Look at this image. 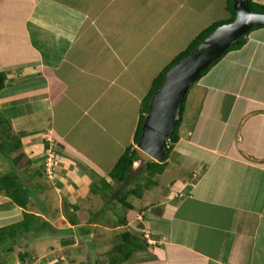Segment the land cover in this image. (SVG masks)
I'll list each match as a JSON object with an SVG mask.
<instances>
[{
    "label": "crops",
    "instance_id": "1",
    "mask_svg": "<svg viewBox=\"0 0 264 264\" xmlns=\"http://www.w3.org/2000/svg\"><path fill=\"white\" fill-rule=\"evenodd\" d=\"M230 17L227 0H0V138H13L1 153L27 160L18 178L29 191L20 206L0 184V213L21 209L50 226L23 232L28 243L68 235L39 264H84L98 222L87 214L90 190L96 181L115 189L109 171L133 142L153 79L200 31ZM244 38L190 86L163 180L128 193L126 211L113 195L112 211L100 207L112 218L96 228L110 236L96 247L100 264H264V26ZM51 180L54 198L40 200L34 192ZM120 231L149 246L121 257L122 232L111 237Z\"/></svg>",
    "mask_w": 264,
    "mask_h": 264
},
{
    "label": "water",
    "instance_id": "2",
    "mask_svg": "<svg viewBox=\"0 0 264 264\" xmlns=\"http://www.w3.org/2000/svg\"><path fill=\"white\" fill-rule=\"evenodd\" d=\"M234 18L217 26L188 55L170 66L153 92L136 148L154 160L161 159L176 122L184 94L200 71L254 25H264V12L252 11L248 0H233Z\"/></svg>",
    "mask_w": 264,
    "mask_h": 264
},
{
    "label": "rangeland",
    "instance_id": "3",
    "mask_svg": "<svg viewBox=\"0 0 264 264\" xmlns=\"http://www.w3.org/2000/svg\"><path fill=\"white\" fill-rule=\"evenodd\" d=\"M252 8L253 9H257L253 5H252ZM193 84H191L190 86H192ZM187 101L188 100L184 99V102H183L184 106H183V110H182V119H183L184 110H185L184 107H185ZM123 115L124 116H123V118L121 116V119L124 120V121L128 120V118L126 117V114L124 113ZM3 130L4 129L1 127V124H0V131L3 132ZM12 139H10L9 141H6L5 139H4V141H1L2 139L0 138V141H1L0 142V146H3L2 150H6V149L9 150L8 144L11 143ZM7 142H10V143H7ZM131 147L132 148H134V147L136 148V144L134 142H132L131 143ZM2 150H0V176L5 175L7 173L12 175L13 174L12 171H13V168H14V171L16 172L15 174L17 176H19L20 178L24 179L26 177V174L28 173V170H26V166H24V162H26L27 160L24 159L22 157V155H20L17 158H14V157L6 158L7 157V156H5L6 154L3 155L1 153ZM137 150L139 152L138 153L139 154V159L134 161L133 166H132V171L140 169L141 171L143 170V172H144L143 166H144L145 163L159 162L158 160L152 159L150 156H148L143 151H141L139 149H137ZM7 151H5V152H7ZM114 151H115V148H114ZM9 153H11V151ZM46 160H45V165H44L45 167H46ZM46 171L48 172L47 169H46ZM171 173H172V171H168L167 173L165 172L164 173L165 177L167 176L168 179H170L169 176H170ZM47 174L50 175V176L53 175L51 172L47 173ZM16 175H14V176H16ZM148 177L150 179H152V183L148 182V180H149ZM161 178H163V177L159 176V174L149 173L148 176H146V178H144V176H141V178L136 177V179L135 178L129 179L130 183H128L126 185H124L120 181L113 182L112 180H109V182L113 183V187L115 188L111 192H109L108 188L104 186L105 185L104 182H97L96 181L93 184L94 188L96 187L97 190L96 191L90 190L89 197H88L89 200H91L93 202V205L90 206L86 210H88L87 214H88L89 218L91 216H93V217L95 216V218L98 219V222H95L96 227H95V230L93 231V235H92V238H93V241L95 242V245H94V243H91V246H92L91 252H89L90 254H88L87 257L84 256L85 258H83V261H82L84 264H86V263L87 264H100L99 263L100 262V257H99L100 255H98V254L101 251L98 250V248H96V247H100V246L107 247V245H109L108 243H109V240H110V236H109V238L107 236H102V237L99 236V237H97V233H96L97 229L96 228L100 224L101 225H111V221H112L111 211L115 207L114 205L111 206V204H110L111 202L109 201V200H111L112 195L114 196V198H116L118 201H120V199H118V198H120L123 195H124V197H126L128 190L134 189L136 191L138 190V191L144 192L146 187H152V189H154L155 186L158 184V181L159 180H163ZM28 183H29L28 185L32 184L30 182H28ZM54 185H55V182L53 180H51V183L49 185L43 184L41 182L40 183V188L41 189L39 190L38 194H36V192H34V195L39 197V198H41L40 200H42V198H44L45 195L54 198L53 193H52L53 190L49 191V188H48V186L53 188ZM117 189L119 190V192H118L119 195L117 194V191L115 192V190H117ZM54 192H59V191H54ZM6 196H8V195H6ZM56 196H57L58 203H59L61 201V196H58L57 193H56ZM134 198H137V197L131 195L129 197V200H131V202H135L136 206L140 205L142 203V200H138V199H134ZM127 199H128V197H126V200ZM56 203H57V200H56ZM120 203L117 204V210L122 209V207H123L122 204H120ZM102 205L105 206L106 210L109 209L111 211L107 212L105 216L100 217L99 209H100V207ZM6 209H7V207H5V210ZM76 209H77V207H75L74 205H67V204H65L64 207L63 206L61 207V211L63 210L65 212V214H66V212H68L70 214L71 213L75 214V210ZM123 209H124V211H126L125 206H124ZM7 210H8L7 213H9L7 216L3 215V211L0 213V228L3 227V226L8 225L11 221H17V220H20V219L23 218V215H21L22 214L21 209H18L20 211H15V210L9 209V208ZM58 210H59V208H58ZM108 215H110V217H108ZM67 220L70 222L68 217H67ZM121 232L122 231H120L118 233H114V234L112 233L111 237L114 238V237L120 235ZM106 233H108V234L110 233L111 234V232H108V231H106ZM21 234H22V232L19 233V237H16L14 239L15 241L13 240V238L9 237L7 242H5V243L3 242L4 245L3 244L0 245V246H3L2 250L4 249L3 252L0 253V264H39L40 261H41V258H43V255L46 257L45 254H47L48 252L53 251L54 249L61 250V248L63 247L62 245H60L61 242H62V239H65V237H68V235H63V236L59 235L60 238L59 239L57 238V241H53V239H52L49 242H46L47 241L46 240L45 244L40 245V244L37 243V241H38L37 238L34 241H32L31 243H28L29 241L28 242L26 241L28 235H26V234L25 235H21ZM32 234H34V233L32 232ZM147 234H148V232H147ZM46 243L47 244L50 243V245L52 244L51 246H53V248H51V249H49V247L47 248L46 247L47 246ZM96 243H97V245H96ZM31 246H33V247H31ZM5 248H10V249H5ZM114 250H112V251H114ZM27 251H29V253ZM114 253L117 254V252H114ZM116 254H113V255L111 254L112 256H114V257H112V256L111 257L115 258ZM105 258L107 260V255L105 256ZM101 259L104 260V256L101 257Z\"/></svg>",
    "mask_w": 264,
    "mask_h": 264
},
{
    "label": "trees",
    "instance_id": "4",
    "mask_svg": "<svg viewBox=\"0 0 264 264\" xmlns=\"http://www.w3.org/2000/svg\"><path fill=\"white\" fill-rule=\"evenodd\" d=\"M232 4H233V0H227V7L231 12L230 19H228L226 21L214 22V23L210 24L209 26H207L206 28H204L202 31H200L190 41V43L186 46V48L184 50H182L178 55H176L173 58V60H171L166 66H164V68L155 76L149 90L147 91L146 95L141 100V106L139 109V118L137 121L136 129H135V133H134V138H133V142L135 144H136V142L139 138V135L141 133V126H142L144 117L148 111V106H149V101L151 99V96H152L153 92L161 84L166 70L170 66L175 64L178 60H180L181 58L188 55L190 53V51L195 46H197L201 40H203L205 37H207L217 26H219L220 24L232 21L234 18V11L232 8ZM248 4H249V7L252 11L264 12V5L254 3L251 0H248ZM252 5L257 9H253ZM258 26H264V25H254L248 30V32L251 29L258 27ZM244 41H245V38L243 35L240 38H238L236 41H234L232 44H230L218 57H216L214 60H212L209 64H207L200 71L198 77L192 83H190V85L195 83L227 51L241 47L243 45ZM3 81H4L3 75H2V73H0V88L3 85ZM190 85L188 86V88L184 94L183 100H182V102L178 108L176 122L174 124L173 131H172V133H171V135L167 141V150H166L165 155L161 159L158 160L159 162L145 163L143 166L144 172H143V170L141 171L140 169L132 171V166H133L134 161L139 159V154H138L139 152H138L137 148H135V147L132 148L131 144H129L128 146H126L123 153L119 156V158L115 162L114 166L109 171L108 175L111 179H113L115 181H120L121 183L126 185V184L130 183L129 179H133V178L136 179V177L141 178V176H144V178H146V176H148L149 173H155V174L163 173V171L166 167L165 160H166L168 153L171 149V145L173 143H175L178 139V128H179V124H180L181 119H182V110H183V106H184L183 102H184V99L186 97L187 91L190 88ZM2 149L3 148H1V150ZM12 172H13L12 175L7 173L5 175L0 176V184H2L5 187L7 195L16 204H18L20 206H24L25 202H26V195L29 191L19 181V178L15 174L14 169ZM14 175H16V176H14ZM148 179H149L148 182L152 183V179H150L149 177H148ZM132 191H134V189L128 190L127 194L132 193ZM126 197H127V195H126ZM126 197H124V195H123L119 199H120V202L123 206L128 207L129 204L127 203ZM46 226H48L50 228V226L47 225V223H45L43 220H41V218H39V216H36L35 214L29 213V212H23V218L20 221H17L15 223H12V224H9L7 226H3L0 228V244H2L7 239H9V237L13 238V240H14L16 237H19L20 232H22V233L27 232V231L32 230L33 228L38 229L37 235H39L44 230V228L46 229ZM53 231H56V230L53 229ZM120 238H121V241L119 244L120 246H118L119 247L118 251L120 252L119 254L121 257H127L132 249H142L143 250L149 246L145 239H141L138 236H134L128 231L122 232Z\"/></svg>",
    "mask_w": 264,
    "mask_h": 264
},
{
    "label": "built area",
    "instance_id": "5",
    "mask_svg": "<svg viewBox=\"0 0 264 264\" xmlns=\"http://www.w3.org/2000/svg\"><path fill=\"white\" fill-rule=\"evenodd\" d=\"M53 156H54L53 152H50L46 160V167L48 172L51 171V169L54 167L55 164Z\"/></svg>",
    "mask_w": 264,
    "mask_h": 264
},
{
    "label": "clouds",
    "instance_id": "6",
    "mask_svg": "<svg viewBox=\"0 0 264 264\" xmlns=\"http://www.w3.org/2000/svg\"><path fill=\"white\" fill-rule=\"evenodd\" d=\"M138 149V148H137Z\"/></svg>",
    "mask_w": 264,
    "mask_h": 264
}]
</instances>
